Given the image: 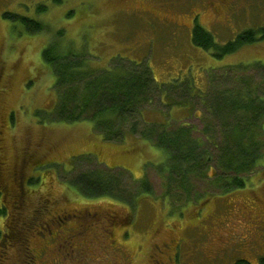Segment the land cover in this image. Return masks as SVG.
<instances>
[{"label": "rangeland", "instance_id": "374dc122", "mask_svg": "<svg viewBox=\"0 0 264 264\" xmlns=\"http://www.w3.org/2000/svg\"><path fill=\"white\" fill-rule=\"evenodd\" d=\"M165 1L6 0L2 8L6 14L37 20L48 30L30 33L20 19L0 20V72H4L1 85L5 88L0 95V114L6 117L9 110H18L17 124L4 135L5 150H0V160L6 161L0 176L2 195L11 211L15 183L24 187L27 216L42 197L52 200L53 211L85 210L97 212L99 218L112 213L105 224H111L108 229L114 239L102 234L104 228L96 227L100 237L92 235L95 241L77 243L87 264H233L240 258L258 264L264 256V157L255 170L240 174L246 179L245 186L227 192V179L235 176L224 167V151L220 153L227 134L219 118L211 115V104L208 107L205 102L210 103L216 91L228 87L233 88L231 94H245L247 82L252 83V97H264V68H231L264 63V39L217 58L196 46L192 35L199 24L218 44H225L243 30L264 27V0H179L177 5ZM8 30L10 38L5 40ZM60 30H64L62 42L85 53L95 68L107 69L114 58H126L149 65L159 83L187 80L195 92H205L203 98L194 100L196 112L187 124L192 126L193 140L201 145L199 167L176 159L175 172L170 174L174 165L170 156L141 134L127 132L123 141L108 142L91 120H56V79L43 51ZM212 71L217 81L210 90ZM159 98L147 105L163 108L156 110L159 120L185 125L177 122L174 106H163ZM146 121L150 122L147 117ZM247 136H253L251 146L264 154V130L251 125ZM29 144L39 150L36 167L18 165ZM205 169L208 174H201ZM81 173L96 174L99 187L112 195L84 197L69 183ZM134 177L145 178L149 194L143 192L144 181ZM119 195L127 202L120 201ZM49 218L45 211L44 219ZM79 222L72 220L69 227ZM10 223L11 217L2 219L4 231L10 229ZM52 228L56 236L57 227ZM30 229L41 233V237L35 233L30 237L35 263L44 264L41 255L47 264L77 261V255L71 260L73 255L67 253L64 238L52 240L49 231L37 225ZM244 238L245 243H240ZM112 241L116 246L110 245ZM7 244L3 236L0 257ZM46 244L51 254L43 253ZM224 245L229 251L221 257L218 250ZM21 254L18 248L9 250L5 264H22Z\"/></svg>", "mask_w": 264, "mask_h": 264}, {"label": "trees", "instance_id": "16d2710c", "mask_svg": "<svg viewBox=\"0 0 264 264\" xmlns=\"http://www.w3.org/2000/svg\"><path fill=\"white\" fill-rule=\"evenodd\" d=\"M5 18L20 19L30 33L48 30V27L41 22L28 17L9 13L5 15ZM63 35L64 30L57 32L55 38L43 51V59L52 66L56 79L55 89L58 95L55 109L56 120L65 122L91 120L95 130L108 142L123 141L127 132L141 134L142 137L153 142L156 147L164 149L168 157L170 156V161L174 164L169 169L170 174L175 172L176 159L195 163L194 168L199 167L197 162L201 145L195 143L191 136L192 126L187 124L172 126L162 122L148 123L142 116V110L146 105L164 96L168 99V106L171 104L193 105L195 98H203L202 91L195 92L192 84L187 80L159 83L149 65L136 63L126 58H114L107 69L95 68L89 64L85 53L76 51L70 43L62 42ZM262 39H264V27L243 30L234 40L225 44H218L214 35L199 24H196L192 35L196 46L211 52L217 58L236 52L245 45L259 42ZM240 67L264 68V63L231 66L237 69ZM209 77L211 90L215 87L217 75L212 71ZM251 85L250 82L246 83L245 94H231L230 91L233 89L231 87H228L226 91H216L215 99L210 103L205 102L208 107L211 104L213 109L211 115L216 120L219 118L227 134L226 142L220 145L221 148L219 147L220 153L224 151L226 156L224 167L235 173V176H229L230 178L227 179L225 186L227 192L230 189L245 186L246 179L240 174L255 170L264 157L261 150L251 146L250 140L253 136L250 138L247 136L251 125L257 124L260 129L264 130V97H252L254 92ZM176 91L180 92L176 93ZM141 125L144 127L142 131L139 129ZM229 138L230 141H228ZM248 140L250 142H247ZM221 157L220 154L219 159ZM107 167L111 170L115 169ZM206 173L205 169L201 174ZM134 179L144 181L146 186L143 192L150 193L145 178L134 177ZM99 180L94 173H81L69 183L77 187V190L80 189V193L86 198L98 199L112 195L111 192L99 187ZM141 196L142 194L136 196L134 201L138 202ZM118 198L120 201L127 202L121 195ZM7 210L6 201L0 191V241L4 235L2 219L6 218ZM233 264L255 263L249 259L240 258ZM258 264H264V256L259 259Z\"/></svg>", "mask_w": 264, "mask_h": 264}, {"label": "flooded vegetation", "instance_id": "af4514ba", "mask_svg": "<svg viewBox=\"0 0 264 264\" xmlns=\"http://www.w3.org/2000/svg\"><path fill=\"white\" fill-rule=\"evenodd\" d=\"M179 0H166L164 4L171 5V4H178ZM6 0H0V20L5 18L6 15V9H2L3 5L5 4ZM3 10V11H2ZM5 40L10 38V30H8V33L5 35ZM4 78V72H0V95L3 93L5 88L1 85V80ZM18 110H9L7 112L6 117L2 114H0V150L2 149L3 152L5 150L4 146V135L7 133L8 129L14 128L17 124V113ZM34 145V144H33ZM39 150H37L34 147L26 146L24 148V152H22V156L20 160L18 161V165H31L36 167L38 165V161L36 160V153H38ZM2 158V157H0ZM6 167V161L0 160V176H2L3 173H1L2 169ZM21 172L24 170L22 167H20ZM14 181H16L14 179ZM16 187L12 190V210H7V216L11 217V223H10V229L8 228L7 231H4V235L6 240H8L7 248L5 250L2 249V256L0 257V264H5L9 259V250L11 249H20L22 251L21 257H22V264H40V262L35 263L34 258L37 256L34 255L31 247H30V237L34 235H37L41 237L40 231H36V229L31 230L30 227L32 225H37L38 227H44L47 231H49V234L44 235V239L47 238L46 236H49L52 238V240L59 238V236L63 239L65 242V247H67L68 254H72L73 258L71 260L75 259L74 255H77V261L73 262L70 261V264H87L85 261L86 254L81 251L82 248L77 245V243H86V242H93L95 241L92 238V235H95L96 238L100 237L98 233L96 234L97 230L96 227L104 228L102 229L104 233L102 234H109L112 236L111 239H114V233L108 229V226L111 224H105V219H110L108 216H112V213H108V215L98 217L97 212H91V211H79L77 213H70V210L62 209V210H52V203L49 198H41V201L36 205L33 213L31 216L24 215V211L26 210V202L27 199L24 200L25 191L24 187L22 188L20 185L18 186V183L16 182ZM2 186L0 185V188ZM5 188V185H4ZM1 193H3V190L0 189ZM7 205V203H6ZM49 206V209H48ZM51 207V208H50ZM8 209V206H7ZM14 210V211H13ZM45 211H47V214L50 216L49 219H44ZM116 218L117 216H113ZM261 219V218H259ZM72 220H79L80 222L78 225H75L74 227H69L71 225ZM105 224V226H104ZM52 226H56V236L54 234V229ZM38 229V228H37ZM11 230V234H10ZM109 233H105V232ZM246 238L242 239L240 243H245ZM99 241L101 243L102 239L99 238ZM59 245V242H57ZM98 243V242H97ZM111 246H116V241H112ZM165 248H168V245L164 244ZM165 251V250H164ZM164 251H160V253H165ZM221 253V257L224 256L229 249L224 245L223 247L219 248L218 250ZM65 252V251H64ZM44 254H51L52 251L49 248V245L46 244L43 249ZM8 254V255H7ZM44 260V264L46 263V260L44 259V255H41ZM65 259H67L65 257ZM69 260V259H68ZM161 262L158 261L157 264H160Z\"/></svg>", "mask_w": 264, "mask_h": 264}, {"label": "crops", "instance_id": "0c3cea01", "mask_svg": "<svg viewBox=\"0 0 264 264\" xmlns=\"http://www.w3.org/2000/svg\"><path fill=\"white\" fill-rule=\"evenodd\" d=\"M175 108V115H176V120L180 122H187L190 120V118L193 116V114L196 112L193 110V105L192 104H183L179 106H174ZM163 108H158V107H151L148 106L145 109H143V116L146 119V117L149 119L150 122H155V121H160L157 111L156 110H162ZM165 109V108H164ZM167 122V121H166Z\"/></svg>", "mask_w": 264, "mask_h": 264}]
</instances>
